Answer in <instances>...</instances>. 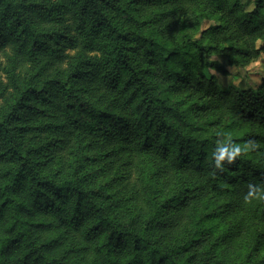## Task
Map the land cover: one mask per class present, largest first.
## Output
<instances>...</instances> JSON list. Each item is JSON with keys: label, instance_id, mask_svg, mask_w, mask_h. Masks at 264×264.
<instances>
[{"label": "trees", "instance_id": "1", "mask_svg": "<svg viewBox=\"0 0 264 264\" xmlns=\"http://www.w3.org/2000/svg\"><path fill=\"white\" fill-rule=\"evenodd\" d=\"M253 4L0 0V264H264Z\"/></svg>", "mask_w": 264, "mask_h": 264}, {"label": "rangeland", "instance_id": "2", "mask_svg": "<svg viewBox=\"0 0 264 264\" xmlns=\"http://www.w3.org/2000/svg\"><path fill=\"white\" fill-rule=\"evenodd\" d=\"M254 1L241 0L249 11L253 9ZM208 25L209 23H205L203 28ZM212 62L215 67H209V73L214 76L216 83L224 90L230 85L241 90H247L262 84L264 81V56L244 67L229 65L227 60L219 56H213Z\"/></svg>", "mask_w": 264, "mask_h": 264}]
</instances>
